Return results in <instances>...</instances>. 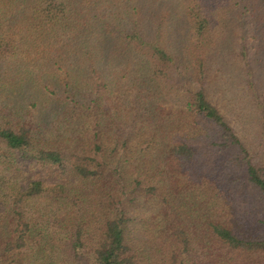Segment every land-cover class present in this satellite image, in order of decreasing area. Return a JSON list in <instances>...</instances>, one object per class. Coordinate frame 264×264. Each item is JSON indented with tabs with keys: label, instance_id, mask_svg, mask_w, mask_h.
Here are the masks:
<instances>
[{
	"label": "trees",
	"instance_id": "trees-1",
	"mask_svg": "<svg viewBox=\"0 0 264 264\" xmlns=\"http://www.w3.org/2000/svg\"><path fill=\"white\" fill-rule=\"evenodd\" d=\"M0 264H264V0H0Z\"/></svg>",
	"mask_w": 264,
	"mask_h": 264
}]
</instances>
